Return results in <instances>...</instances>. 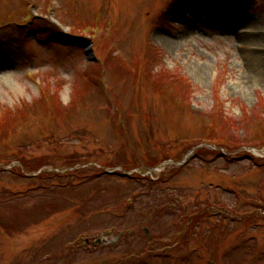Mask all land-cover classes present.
Returning <instances> with one entry per match:
<instances>
[{
	"label": "rangeland",
	"instance_id": "1",
	"mask_svg": "<svg viewBox=\"0 0 264 264\" xmlns=\"http://www.w3.org/2000/svg\"><path fill=\"white\" fill-rule=\"evenodd\" d=\"M263 67L264 0H0V264H264Z\"/></svg>",
	"mask_w": 264,
	"mask_h": 264
},
{
	"label": "bare ground",
	"instance_id": "2",
	"mask_svg": "<svg viewBox=\"0 0 264 264\" xmlns=\"http://www.w3.org/2000/svg\"><path fill=\"white\" fill-rule=\"evenodd\" d=\"M256 63H259L260 64V60H257V62ZM264 68V67H263Z\"/></svg>",
	"mask_w": 264,
	"mask_h": 264
},
{
	"label": "water",
	"instance_id": "3",
	"mask_svg": "<svg viewBox=\"0 0 264 264\" xmlns=\"http://www.w3.org/2000/svg\"><path fill=\"white\" fill-rule=\"evenodd\" d=\"M101 240H98V242H100Z\"/></svg>",
	"mask_w": 264,
	"mask_h": 264
}]
</instances>
